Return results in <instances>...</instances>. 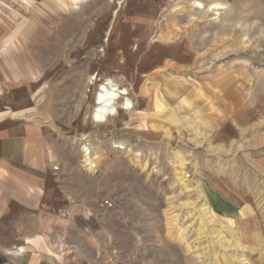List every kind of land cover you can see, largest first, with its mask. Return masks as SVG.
I'll use <instances>...</instances> for the list:
<instances>
[{
	"label": "rangeland",
	"instance_id": "rangeland-1",
	"mask_svg": "<svg viewBox=\"0 0 264 264\" xmlns=\"http://www.w3.org/2000/svg\"><path fill=\"white\" fill-rule=\"evenodd\" d=\"M214 4L225 8L207 10ZM0 77V120L18 119L11 97L19 79L28 94L70 86L75 101L64 107L80 125L95 85L114 79L139 122L137 134H117L124 149L115 150L131 179H149L101 199L148 208L136 219L156 226L139 233L169 257L155 264H264L259 131L236 118L233 145L217 140L224 121L264 91V0H0ZM118 114L124 123L131 112ZM188 144L200 149L186 152ZM81 146L65 149L72 164L82 161ZM112 183L104 181L108 190Z\"/></svg>",
	"mask_w": 264,
	"mask_h": 264
},
{
	"label": "crops",
	"instance_id": "crops-1",
	"mask_svg": "<svg viewBox=\"0 0 264 264\" xmlns=\"http://www.w3.org/2000/svg\"><path fill=\"white\" fill-rule=\"evenodd\" d=\"M19 81L13 82L11 97L17 101L12 102L16 109L11 111L18 110V119L0 120V264H155L168 259L165 250L156 247L153 235L139 233L156 226L148 217L136 219L135 212L147 213V207L129 200L121 205L99 204L101 197L117 199L129 180L148 184L144 174L131 179L123 172L120 152L113 147L119 132L137 134L138 117L131 111L124 123L119 114L96 123L87 115L89 120L80 125L77 113L64 107L74 100L70 86L60 95L52 90L28 94L27 84ZM254 96L242 115L224 121L217 140L226 147L235 142L237 118L238 123L258 129L260 136L253 147L264 148L260 131L264 91ZM33 100L37 102L32 106ZM147 137L154 140L150 133ZM71 141L88 144L99 155L93 172L84 168L80 158L74 164L67 159L65 149ZM192 149L200 148L188 144L184 150ZM54 165L59 167L57 173L52 171ZM104 181L113 182V190Z\"/></svg>",
	"mask_w": 264,
	"mask_h": 264
},
{
	"label": "bare ground",
	"instance_id": "bare-ground-1",
	"mask_svg": "<svg viewBox=\"0 0 264 264\" xmlns=\"http://www.w3.org/2000/svg\"><path fill=\"white\" fill-rule=\"evenodd\" d=\"M196 8H203V5L198 4ZM224 8L223 5L214 4L207 10H223ZM109 79L112 80V85L106 83ZM90 80L92 81L91 84H94L96 76H92ZM115 83L114 79L107 78L103 81L99 80L95 85L96 91L93 94V105L90 114L94 122L104 123L108 118L116 116L118 110L123 112H131L134 110V104L130 99V94L127 89L120 90Z\"/></svg>",
	"mask_w": 264,
	"mask_h": 264
},
{
	"label": "built area",
	"instance_id": "built-area-1",
	"mask_svg": "<svg viewBox=\"0 0 264 264\" xmlns=\"http://www.w3.org/2000/svg\"><path fill=\"white\" fill-rule=\"evenodd\" d=\"M84 145H87L89 150L87 152H85L83 150V146ZM81 146V149H82V153H83V163L86 167H90V168H94V163H92V160L94 159V151L93 149L88 145V144H84ZM114 149H118V150H123L124 149V146L121 145V144H118V143H115L113 145ZM126 151L129 152L130 151V148H126ZM137 155H140V152H136ZM52 171H54L55 173H57L59 171V167L57 165H54L52 166ZM186 177H188V175L186 174ZM99 204L102 205V206H110V202L108 200H101L99 201Z\"/></svg>",
	"mask_w": 264,
	"mask_h": 264
},
{
	"label": "clouds",
	"instance_id": "clouds-1",
	"mask_svg": "<svg viewBox=\"0 0 264 264\" xmlns=\"http://www.w3.org/2000/svg\"><path fill=\"white\" fill-rule=\"evenodd\" d=\"M106 83L107 84H109V85H112V80L111 79H109L108 81H106ZM114 111V110H113ZM83 150L85 151V152H87L88 150H89V148H88V146L87 145H84L83 146Z\"/></svg>",
	"mask_w": 264,
	"mask_h": 264
}]
</instances>
